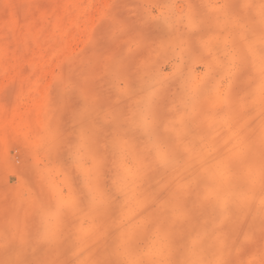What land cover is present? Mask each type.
Segmentation results:
<instances>
[{"label":"rangeland","instance_id":"374dc122","mask_svg":"<svg viewBox=\"0 0 264 264\" xmlns=\"http://www.w3.org/2000/svg\"><path fill=\"white\" fill-rule=\"evenodd\" d=\"M262 3L0 0V236L30 240L23 259L49 264L124 259L125 238L147 264L184 261L193 249L207 261H259L264 214L258 184L246 198L243 153L251 146L258 155L264 123ZM108 14L134 30L99 27ZM233 59L243 72L222 81ZM186 84L196 89L194 107ZM150 92L156 124L145 131L133 123ZM82 116L103 154L92 187L104 202L49 223L41 204L64 176L24 162L52 130L78 136ZM49 227L56 240L39 242ZM12 255L0 248V264Z\"/></svg>","mask_w":264,"mask_h":264},{"label":"snow or ice","instance_id":"6c2138e0","mask_svg":"<svg viewBox=\"0 0 264 264\" xmlns=\"http://www.w3.org/2000/svg\"><path fill=\"white\" fill-rule=\"evenodd\" d=\"M260 16L262 18V36H264V3L260 6ZM155 19H163L157 17ZM166 23V20L164 21ZM191 24L192 21L190 20ZM107 25L114 33L123 34L134 30L131 26H126L115 16L108 14L99 22V27ZM260 49V77L261 86L259 88V104L261 113L264 115V39L261 41ZM244 61L241 60L239 66L234 59L226 61L221 68L224 75L221 80H232L236 72H243ZM186 106H195L196 89L191 88L186 84ZM155 92H150L143 98L138 118L134 121L133 126L141 128L145 131H151L156 124L155 113ZM74 119H76L74 117ZM79 134L73 135L72 138L65 139L59 130H52L38 145L31 149L29 158L24 162V167L27 171H35L37 169L47 170L51 173L52 170L58 169V174L64 176V183L60 185V191L54 192L52 199L41 204V216L43 220L51 223L53 219L59 220L67 218L70 214L82 207L99 208L103 205L104 194L100 193L97 197L95 189L92 187V179L97 172V168L103 154L98 145L93 142L92 129L94 122L90 121L86 116L78 119ZM125 131H127L125 129ZM121 139L120 125L117 127V134L113 138V147L119 146ZM158 154L161 163L168 162L167 149L163 146H158ZM245 162L249 166V189L246 198L254 192L257 184L259 186L261 199L260 208L264 214V123L261 126L260 135V150L258 155L252 151L249 146L243 153ZM50 191L52 189L50 188ZM87 202V203H86ZM39 242L51 243L56 240V232L49 227L42 231L37 237ZM31 243L23 237L19 239H9L5 236H0V248L11 249L12 258L4 262V264H49V262H36L23 259L25 247ZM121 255L125 258L121 260H103L85 262V264H147V262L139 257L132 256L129 251V242L125 238L122 241ZM55 264V262H51ZM65 264H72V261H65ZM162 264H243V262L235 261H207L197 257L193 249L191 258L184 261L170 259ZM248 264H264V245L261 246L259 261L250 260Z\"/></svg>","mask_w":264,"mask_h":264},{"label":"bare ground","instance_id":"6f19581e","mask_svg":"<svg viewBox=\"0 0 264 264\" xmlns=\"http://www.w3.org/2000/svg\"><path fill=\"white\" fill-rule=\"evenodd\" d=\"M226 173H227V170L224 169V168H220V169L218 170V172H217L218 176L224 175V174H226ZM198 234H199V235H202L203 233L201 232V230L198 229Z\"/></svg>","mask_w":264,"mask_h":264}]
</instances>
